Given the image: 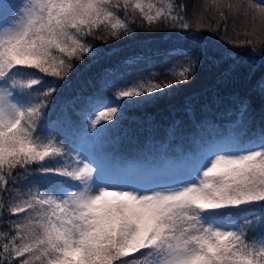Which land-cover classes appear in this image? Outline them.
<instances>
[{"label": "snow or ice", "instance_id": "snow-or-ice-1", "mask_svg": "<svg viewBox=\"0 0 264 264\" xmlns=\"http://www.w3.org/2000/svg\"><path fill=\"white\" fill-rule=\"evenodd\" d=\"M212 4L220 21L243 14L264 24V0ZM185 9L175 0H0V264H264V130L249 139L229 132L167 184L159 168L133 174L125 163L90 161L47 127L59 82L93 52L87 37L120 39L137 16L141 27L190 30ZM205 26L221 24H196ZM181 54L167 83L136 82L115 100L190 82L200 57ZM253 90L264 96V73ZM247 108L240 101L241 116ZM120 111L94 110L90 127L102 133Z\"/></svg>", "mask_w": 264, "mask_h": 264}, {"label": "trees", "instance_id": "trees-1", "mask_svg": "<svg viewBox=\"0 0 264 264\" xmlns=\"http://www.w3.org/2000/svg\"><path fill=\"white\" fill-rule=\"evenodd\" d=\"M175 2L186 5L185 15L192 29L163 25L149 29L146 24L140 26L137 16L127 36L114 39L99 32L97 36L104 35L105 39L86 38L93 52L77 61L73 71L59 82L45 110L47 127L67 148L78 149L90 129L94 110H103L106 104L122 106V111L115 120L102 122L103 131L95 136L90 152L106 163L129 165L133 174L145 168L164 170L169 161H185L187 168L188 161L202 148L229 132L249 139L264 130V96L253 90L264 73V44L256 40L264 39V24L259 18L253 23L250 15L243 14H229L226 22L220 21L212 0ZM198 21L213 28L220 23L221 27L197 28ZM253 30L255 36L244 35ZM246 39L254 44L237 46L238 41ZM201 49L205 55H201ZM181 53H194L192 59L200 57L198 71L190 82L174 85L147 100H115L117 91L136 82L167 83L170 70L187 58ZM240 101L248 103L243 116L238 111ZM173 174L169 167L158 179ZM253 235L249 232L250 239Z\"/></svg>", "mask_w": 264, "mask_h": 264}, {"label": "rangeland", "instance_id": "rangeland-1", "mask_svg": "<svg viewBox=\"0 0 264 264\" xmlns=\"http://www.w3.org/2000/svg\"><path fill=\"white\" fill-rule=\"evenodd\" d=\"M99 110L100 109H97L95 111H99ZM97 128H99V125L97 126ZM96 135H97L96 130L92 129L90 127V129H89V131H88V133H87V135L85 137V140L78 146V149H77V151L82 153V155L88 157L90 161L95 158V156H93L91 154V152H90V146L92 145ZM169 162H171L173 165H175V166L171 167L172 168V172H174V174L172 176H169L168 178L163 177L161 179H158V177L160 176V175H158L156 177L158 182L167 183V184H173L174 181L185 179L187 177L188 172H189L190 167H191V163L190 164L188 163L189 166L186 168V166L184 164L185 161H179V162L169 161ZM130 168H131V172L133 173L132 167H130ZM159 169H161V174H162L164 172L163 168L159 167Z\"/></svg>", "mask_w": 264, "mask_h": 264}]
</instances>
